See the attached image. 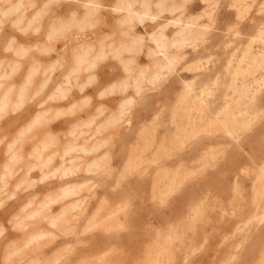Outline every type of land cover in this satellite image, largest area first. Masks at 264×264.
<instances>
[{"label":"rangeland","instance_id":"374dc122","mask_svg":"<svg viewBox=\"0 0 264 264\" xmlns=\"http://www.w3.org/2000/svg\"><path fill=\"white\" fill-rule=\"evenodd\" d=\"M118 1L0 0V61L41 57V3L68 47L0 67V264H264V0Z\"/></svg>","mask_w":264,"mask_h":264},{"label":"crops","instance_id":"0c3cea01","mask_svg":"<svg viewBox=\"0 0 264 264\" xmlns=\"http://www.w3.org/2000/svg\"><path fill=\"white\" fill-rule=\"evenodd\" d=\"M163 1L164 0H160L155 2L154 4L156 5L154 13L147 7H144L143 9H139V8H134L133 4L134 2H129V1H123L120 0L117 2V5L115 6V10H119V11H124L126 13H124L121 17L118 16L117 18L120 19V21H132V20H142L143 16H149L150 18L154 19L157 15H159V13H161V11H163L165 9V5H163ZM47 3V2H46ZM18 4H20V1H18ZM17 3H12L9 6L8 5H4L3 7H0V9H4L5 11L2 13L0 11V14H2L4 18H8L6 16H8V14L10 15L12 12H17L18 8L13 9V7L18 5ZM137 4V3H136ZM18 7V6H17ZM7 9H11L9 11H7ZM170 10V9H169ZM46 12L49 13V15L54 14L55 16H57V21L52 22L51 24L47 23L46 28H45V16L43 15V13ZM41 15V23H40V27H41V31H37V34H41L43 35V38H41V36L37 37L38 39V43H41V46L39 47L38 50L41 51V57H37L36 59H27V60H10L5 58L4 60L0 61V67H5V66H13L15 65V67H20V68H44V69H55L58 68V66L60 65V60L58 57H60L61 55L63 56L64 53L66 52V50H68L67 45L62 44L61 46V40H60V32H61V28H60V19L61 17L59 16V12L58 9L54 6H50V5H44L43 3H41V6L37 9V17ZM74 15V14H73ZM83 17H86V13L82 14ZM1 17V16H0ZM14 19V23L19 25L20 22L23 21V19L26 17V15L24 14V12L19 13L17 12V14L11 16ZM63 19V18H62ZM31 21V20H30ZM29 21V22H30ZM26 22V21H25ZM130 23V22H129ZM28 24V22H26L24 25L26 26ZM23 24L21 25L20 30L21 33L23 31H26V27H22ZM128 27L133 28V25L130 24ZM43 28V29H42ZM25 29V30H24ZM23 34H19L17 37L14 36H9L8 32L6 29H3V31L0 32V47L4 45V43L6 42V40H9L7 43H10L12 48H18L16 50V52H27V47L24 44L26 43V40L23 41L22 38H20V36ZM8 38V39H7ZM12 43H18L17 46H12ZM60 44V45H59ZM67 48V49H66ZM54 51L55 54H52ZM51 55V56H50ZM13 64V65H12ZM26 72V73H25ZM25 73V74H24ZM24 73H21V75L19 76V81L18 83L21 84L20 86V91L23 92V90L25 91V89L28 87V83L29 81L27 80L28 76H27V71L24 70ZM52 76L50 77H43L42 80V85H47L51 82H53V84L55 83V85L52 87L51 91L54 93L56 91V86L58 83V79L57 76H53L54 72H52L51 74ZM67 77V82H70V76H66ZM66 81H64L65 83ZM34 87H28L27 92L33 91ZM51 88V87H50ZM59 90V88H58ZM52 93V94H53ZM47 107H53L52 104L48 105ZM44 110L45 111L44 113ZM40 109V110H35V113L32 116V119L35 118V116L37 118H39V116H45L46 114H53L51 108H47V109ZM49 111V113H47ZM42 113V114H41ZM38 123V122H37ZM29 126H31V123H25V124H21L19 126V132L20 131H26L28 130V128H30ZM41 126V125H40ZM52 127L53 124L50 123L47 125H44L43 129L46 133H51L52 131ZM31 129V128H30ZM41 129H38L37 127L35 128V131H42ZM40 146V145H37Z\"/></svg>","mask_w":264,"mask_h":264},{"label":"bare ground","instance_id":"6f19581e","mask_svg":"<svg viewBox=\"0 0 264 264\" xmlns=\"http://www.w3.org/2000/svg\"><path fill=\"white\" fill-rule=\"evenodd\" d=\"M152 40H153V38H152Z\"/></svg>","mask_w":264,"mask_h":264}]
</instances>
